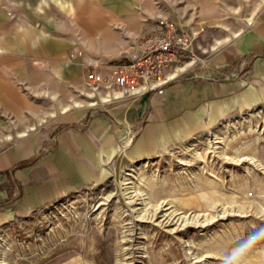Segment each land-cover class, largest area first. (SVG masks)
Wrapping results in <instances>:
<instances>
[{
    "label": "crops",
    "instance_id": "0c3cea01",
    "mask_svg": "<svg viewBox=\"0 0 264 264\" xmlns=\"http://www.w3.org/2000/svg\"><path fill=\"white\" fill-rule=\"evenodd\" d=\"M147 1L0 0V226L63 197L82 175L163 158L258 106L264 7L207 65L170 69L162 90L110 102L91 92L90 65L108 73L152 29Z\"/></svg>",
    "mask_w": 264,
    "mask_h": 264
},
{
    "label": "rangeland",
    "instance_id": "374dc122",
    "mask_svg": "<svg viewBox=\"0 0 264 264\" xmlns=\"http://www.w3.org/2000/svg\"><path fill=\"white\" fill-rule=\"evenodd\" d=\"M263 7L264 0H148L146 18L152 28L168 19L186 29L194 57L179 67H200L232 47ZM246 111L230 120L228 133L224 122L199 137L201 155L182 146L134 163L139 171L129 189L121 180L132 163L117 161L1 225L0 264H222L264 226V96ZM213 132L223 138L216 153L207 150ZM142 172L146 178L137 182ZM249 264H264V250Z\"/></svg>",
    "mask_w": 264,
    "mask_h": 264
},
{
    "label": "built area",
    "instance_id": "2783aa9c",
    "mask_svg": "<svg viewBox=\"0 0 264 264\" xmlns=\"http://www.w3.org/2000/svg\"><path fill=\"white\" fill-rule=\"evenodd\" d=\"M194 57L192 35L178 23L161 19L140 36L136 49L121 61L106 65L91 64L85 84L88 89L110 102V94L136 95L162 90L170 81V69ZM181 67V66H180ZM121 97L113 95V101Z\"/></svg>",
    "mask_w": 264,
    "mask_h": 264
},
{
    "label": "clouds",
    "instance_id": "9594fccd",
    "mask_svg": "<svg viewBox=\"0 0 264 264\" xmlns=\"http://www.w3.org/2000/svg\"><path fill=\"white\" fill-rule=\"evenodd\" d=\"M264 250V226L250 232L240 243L221 257L222 264H249V258Z\"/></svg>",
    "mask_w": 264,
    "mask_h": 264
},
{
    "label": "bare ground",
    "instance_id": "6f19581e",
    "mask_svg": "<svg viewBox=\"0 0 264 264\" xmlns=\"http://www.w3.org/2000/svg\"><path fill=\"white\" fill-rule=\"evenodd\" d=\"M251 20V19H250ZM229 40V39H228ZM228 123H232V121H228V122H226L225 123V127L223 128L224 130H225V132L226 133H228ZM230 125V124H229ZM219 128V127H218ZM208 133H210V132H208ZM213 137H214V142H212L210 139H208V137H207V142H208V149L207 150H210L211 152L213 151L214 153H216V151H218L217 150V146H214V145H216V143H218V142H220V141H216V140H221V139H223L221 136H219L218 135V133L217 132H213L212 134H211ZM199 139H201V141L203 140L202 138H195L193 141H191L189 144H185L186 145V149H188V150H190V149H192V150H194V151H196L197 152V154H199V155H201V153H200V151L199 150H197L196 149V145H197V143H198V141H199ZM224 141H225V139H224ZM181 148V147H180ZM222 152V151H221ZM225 154V153H224ZM224 154H222V155H224ZM180 156V155H179ZM165 158V157H164ZM180 161L181 162H184L185 160L183 159V158H181L180 157ZM143 163H145V162H143ZM148 163V162H147ZM146 164V163H145ZM151 164V163H150ZM140 165V164H139ZM138 165V166H139ZM148 166H149V164H148ZM147 166V167H148ZM151 167V166H150ZM183 168V167H182ZM181 168V169H182ZM139 169V168H138ZM137 168H135V167H131V169H129V171L130 172H128V173H124L123 174V178H122V184L125 186V188H128V185L131 183V181L133 180V178H135V176H136V170H138ZM139 171V170H138ZM144 178H146V175H145V172H142V174H141V176L140 177H138V181L137 182H143V180H144ZM134 181V180H133ZM136 182V183H137ZM134 183V182H133ZM135 184V183H134ZM133 185V184H132ZM136 186V185H135ZM129 189V188H128ZM134 190V189H133ZM141 190V189H140ZM135 191V190H134ZM136 191H138V190H136ZM140 192V191H139ZM133 193V192H132ZM131 193V194H132ZM136 193V192H135ZM137 194V193H136ZM131 196H133V195H131ZM135 196V195H134ZM139 196V195H138ZM139 198V197H138Z\"/></svg>",
    "mask_w": 264,
    "mask_h": 264
}]
</instances>
